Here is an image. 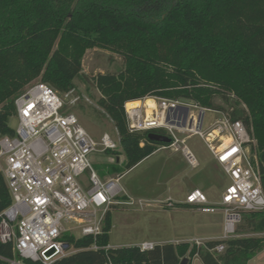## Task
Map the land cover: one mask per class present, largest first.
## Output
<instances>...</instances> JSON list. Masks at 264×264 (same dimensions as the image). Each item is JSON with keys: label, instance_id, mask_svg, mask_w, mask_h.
Returning a JSON list of instances; mask_svg holds the SVG:
<instances>
[{"label": "trees", "instance_id": "1", "mask_svg": "<svg viewBox=\"0 0 264 264\" xmlns=\"http://www.w3.org/2000/svg\"><path fill=\"white\" fill-rule=\"evenodd\" d=\"M95 47L125 60L119 73H98L94 81L122 148L108 152L124 153L127 170L168 144L151 140L149 132H132L126 103L183 97L223 110L253 131L264 189V0H0V137L14 134L15 99L29 83L39 79L61 93L74 89L84 56ZM217 97L230 107L216 105ZM11 202L0 169V223ZM239 226L263 233L264 211L245 212ZM111 229L109 212L96 238L65 233L75 251L51 264H180L185 256L189 264L195 256L204 264H248L264 249V237L257 235L200 246L184 241L151 250L115 248L108 247ZM222 242L224 252L212 251ZM94 244L97 249L90 248ZM12 258H20L14 243L0 240V264Z\"/></svg>", "mask_w": 264, "mask_h": 264}, {"label": "built area", "instance_id": "2", "mask_svg": "<svg viewBox=\"0 0 264 264\" xmlns=\"http://www.w3.org/2000/svg\"><path fill=\"white\" fill-rule=\"evenodd\" d=\"M74 91L75 88L61 95L41 80L29 83L15 99L18 125L14 134L0 137V161L5 164L0 169L12 198L1 214L0 240L13 242L20 256L8 259L11 264H51L71 254L65 233L96 238L103 232L107 214L122 203H130L124 201L121 176H102L92 159L94 153L121 151L120 138L115 140L107 132L96 138L87 131L79 117L68 110L79 99ZM147 98H152L155 105H146ZM147 98L138 107L128 108L126 103L130 130H164L172 139L169 145L181 150L194 168L199 162L186 138L199 135L224 168L229 183L219 201H211L204 191L194 189L185 202L203 212L222 211L220 240L237 237L245 212L264 211L259 151L253 131L242 120H231L223 110L219 111L224 113V119L205 131L209 108L191 99L185 102L183 97ZM120 160L121 154L110 155L111 162ZM165 203L176 206L172 199ZM156 244L143 241L139 246L151 250ZM193 244L205 243L195 239ZM90 248L97 249L98 245ZM225 249L222 242L212 251L222 253Z\"/></svg>", "mask_w": 264, "mask_h": 264}, {"label": "rangeland", "instance_id": "3", "mask_svg": "<svg viewBox=\"0 0 264 264\" xmlns=\"http://www.w3.org/2000/svg\"><path fill=\"white\" fill-rule=\"evenodd\" d=\"M124 67L125 60L122 55L105 48H90L83 59L82 74L74 80V94L79 99L68 110L74 112L81 124L96 138L107 132L118 140L119 135L114 121L99 105L101 93L94 77L98 73H119ZM214 101L218 106L226 109L230 107V104L219 97ZM224 117L223 112L208 109L203 130H208L215 121ZM10 125L17 127L18 120L15 116L11 117ZM186 144L199 162L195 168L188 163L181 150L170 145L160 146L129 170L124 164V153L121 154V160L116 162L110 161L112 153L109 152L92 155L95 167L101 174L104 173L102 176H121V185L133 190L132 203H122L112 210L110 247L137 245L143 241L162 244L164 240L174 239L188 240L192 245L195 239L204 243L210 239H221L224 225L222 211L208 213L181 204L170 207L165 203L170 198L185 199L194 189L204 191L211 201L216 202L220 200L229 183L224 168L199 135H189ZM4 165V160H1L0 168H4ZM255 235L262 236V233H251L241 228L237 232V237ZM70 251L73 253L75 249ZM194 264L204 263L200 257H196ZM248 264H264V249L254 255Z\"/></svg>", "mask_w": 264, "mask_h": 264}, {"label": "crops", "instance_id": "4", "mask_svg": "<svg viewBox=\"0 0 264 264\" xmlns=\"http://www.w3.org/2000/svg\"><path fill=\"white\" fill-rule=\"evenodd\" d=\"M143 99H141L140 101H142ZM101 173V172H100ZM123 189H124V199H126L128 202H130V203H132L133 202V190L131 189V187H124L123 186ZM188 195V194H187ZM187 197V196H186ZM170 198V197H169ZM170 199H172L176 204H181V205H184V206H186L187 208H191V209H194L191 205H189V204H186V198L185 199H181V200H178V199H174V198H170ZM213 201V200H212ZM215 202V201H214ZM177 206V205H176ZM210 240H212V239H210ZM210 240H207V241H210ZM214 240V239H213ZM185 240H180V239H174V240H164V241H162L161 243L163 244V243H167V242H172V243H175V244H177V243H180V242H184ZM186 241H188V240H186ZM157 243V242H156ZM140 244V243H139ZM139 244H137V245H139ZM196 257H199V256H195L194 258H193V260H192V264H194V260L196 259Z\"/></svg>", "mask_w": 264, "mask_h": 264}, {"label": "water", "instance_id": "5", "mask_svg": "<svg viewBox=\"0 0 264 264\" xmlns=\"http://www.w3.org/2000/svg\"><path fill=\"white\" fill-rule=\"evenodd\" d=\"M185 102H190L191 100L190 99H187L185 98L184 99ZM149 137L151 140L153 141H157V142H162V143H165V144H171L172 143V139L171 137H169L168 135L166 134H162V133H157V132H149ZM190 262V258L188 256H185L181 263L180 264H189Z\"/></svg>", "mask_w": 264, "mask_h": 264}, {"label": "bare ground", "instance_id": "6", "mask_svg": "<svg viewBox=\"0 0 264 264\" xmlns=\"http://www.w3.org/2000/svg\"><path fill=\"white\" fill-rule=\"evenodd\" d=\"M145 103H146V105H149V106H154L155 105V102H154V100L152 98H147L145 100ZM140 105H142V101H140V100H133V101H130V102L127 103L128 108L138 107ZM149 112H151V109H149Z\"/></svg>", "mask_w": 264, "mask_h": 264}]
</instances>
